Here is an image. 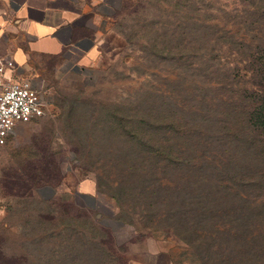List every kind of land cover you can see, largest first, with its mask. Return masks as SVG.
<instances>
[{
    "label": "rangeland",
    "instance_id": "1",
    "mask_svg": "<svg viewBox=\"0 0 264 264\" xmlns=\"http://www.w3.org/2000/svg\"><path fill=\"white\" fill-rule=\"evenodd\" d=\"M262 7L264 0H126L114 23L123 44L94 73L46 75L48 90L38 88L49 100L44 114L17 122L0 148V264H198L162 219L165 206L137 198L142 184L184 171L176 167L186 143L196 163L213 164L205 180L217 191L205 206L215 208L207 213L216 242L229 229L224 246L255 252L246 264H264V221L234 227L264 205V150L255 142L258 159L246 143L229 96L234 82L257 85ZM167 143L182 148L174 166ZM191 171L188 184L196 180L191 188L203 198L207 182ZM241 173L248 184L230 178Z\"/></svg>",
    "mask_w": 264,
    "mask_h": 264
},
{
    "label": "crops",
    "instance_id": "2",
    "mask_svg": "<svg viewBox=\"0 0 264 264\" xmlns=\"http://www.w3.org/2000/svg\"><path fill=\"white\" fill-rule=\"evenodd\" d=\"M125 1L0 0V54L42 91L50 76L92 74L123 44L114 23Z\"/></svg>",
    "mask_w": 264,
    "mask_h": 264
},
{
    "label": "trees",
    "instance_id": "3",
    "mask_svg": "<svg viewBox=\"0 0 264 264\" xmlns=\"http://www.w3.org/2000/svg\"><path fill=\"white\" fill-rule=\"evenodd\" d=\"M261 9V12L264 13V7ZM254 53L256 54L253 59L254 64L251 63V70L252 74L256 77L257 85L253 87L242 85L239 88L236 82H234V91H230L229 96L231 98L230 104L233 105V102L236 103V109L238 113L235 115L237 116L235 119L237 120V123L239 122V124L244 127V130L249 132V134H247L244 139L246 143L251 146V149H254L255 152L259 154L258 159H260V151L258 152L256 150L254 144L255 142H258L264 150V48L258 47ZM242 75H245V72H243ZM229 86L232 87L231 84ZM238 116L240 117V120ZM242 138L243 137L239 138L238 140H241ZM165 147V157L167 162L169 161L172 166H174L176 161L179 159L177 158L178 156H176V153L182 150V148L186 151V156L182 159V164L176 167L177 169H184V171H182L181 174H176V172L171 171V174L168 175L166 181H161L158 179L159 181L156 180V183L154 184L149 183L151 186L149 188H146L145 186L143 187L142 184V186H139V188L141 187V190L138 191V194L143 190L145 191L142 195H137V198L141 200L142 196L144 195L145 201L150 208L155 206H165L166 211L162 219H164L168 225L173 228L175 234H177L183 240V242L187 244L189 248H191V252L196 253L200 260L198 264H246L248 260H251L252 256L253 259L257 258L255 252H230V248H228L227 245L224 246L228 241V235L233 234V232L229 231V229H227L225 232H221L222 236L218 238V242L215 240L214 233H217L219 230L215 227L214 216L210 214L209 217V214L207 213V210L211 212L215 210V208L205 206L207 197L217 191L215 184H212V187H214L213 189H208V181L205 180L206 169L210 165L213 167V164L210 162L205 164H199V162L196 163L194 160L195 158L193 157L194 149H192L187 143L186 145H183L182 148H179L174 143H167ZM155 152L157 154H162L161 149H159L158 146L155 148ZM250 154L254 155V152L251 151ZM224 162L225 161L223 160V163ZM193 168L195 171H197L196 175H198V178H200L199 182L203 184L207 182V186L205 188L206 190L204 191L205 195L203 196L204 199L197 197V195H200V192L194 193V187L191 188L192 184L197 182L196 180H194L191 184H188V181L193 177V172L191 171ZM28 176L31 178L30 175H27L26 179ZM230 178L237 180L240 184H248L245 180V174L243 173L238 176L231 175ZM258 178L261 177L257 176L256 181H254L252 178L253 183L250 184L255 187L258 186ZM143 182L144 180L142 183ZM224 187L226 186H221L219 197L223 196V191H226L223 190ZM214 198L215 197L211 198V200ZM238 198L240 202H244L242 199L243 197L239 196ZM247 213L245 216L241 215V219L236 221L234 226L236 229L241 225L243 226L249 217L250 219L253 218L254 223L259 222V220L264 221L263 204L251 207L250 211ZM153 214L154 210L151 209L149 216H152ZM200 219H204V223L209 222L210 226L204 227L203 229L198 228L197 224ZM234 219L237 220V216H235ZM204 229H207L209 232V234H207L208 237L201 236ZM186 232L187 234H184ZM212 232L213 234H211ZM235 232L237 231L235 230ZM195 234L196 236L192 238V236ZM200 237L202 238L201 240ZM241 237L245 238L244 235H241ZM243 241L244 239H242L238 244H241ZM216 250H218V252H216ZM3 257L5 258L10 256L4 255Z\"/></svg>",
    "mask_w": 264,
    "mask_h": 264
},
{
    "label": "built area",
    "instance_id": "4",
    "mask_svg": "<svg viewBox=\"0 0 264 264\" xmlns=\"http://www.w3.org/2000/svg\"><path fill=\"white\" fill-rule=\"evenodd\" d=\"M49 104L47 97L20 76L14 60L0 54V148L17 122L43 115ZM4 203L0 199V215Z\"/></svg>",
    "mask_w": 264,
    "mask_h": 264
}]
</instances>
